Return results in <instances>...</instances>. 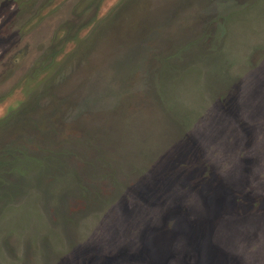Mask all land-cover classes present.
Returning a JSON list of instances; mask_svg holds the SVG:
<instances>
[{
	"label": "rangeland",
	"instance_id": "1",
	"mask_svg": "<svg viewBox=\"0 0 264 264\" xmlns=\"http://www.w3.org/2000/svg\"><path fill=\"white\" fill-rule=\"evenodd\" d=\"M0 119V264H264V0H0Z\"/></svg>",
	"mask_w": 264,
	"mask_h": 264
},
{
	"label": "trees",
	"instance_id": "2",
	"mask_svg": "<svg viewBox=\"0 0 264 264\" xmlns=\"http://www.w3.org/2000/svg\"><path fill=\"white\" fill-rule=\"evenodd\" d=\"M4 120H5V119H4ZM4 120H3V121H4ZM1 122H2V120L0 119V123H1ZM1 124H2V123H1ZM7 124H8V122H7ZM28 139H29V138L26 137V141H25V142L28 143V142H29ZM13 142H17V141H13ZM11 143H12V142H11ZM6 144H7V143H5V145H6ZM8 144H10V143H8ZM13 144H14V143H13ZM10 146H11V145L7 146V150H8V152H10ZM16 174H17V173H16ZM16 174H13V175H12V174H9V175H10L11 177H12V176L17 177L18 175H16Z\"/></svg>",
	"mask_w": 264,
	"mask_h": 264
}]
</instances>
